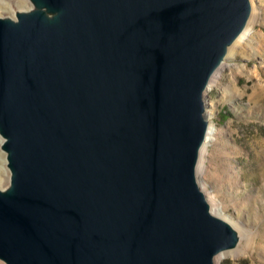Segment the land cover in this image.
Instances as JSON below:
<instances>
[{
  "label": "water",
  "instance_id": "obj_1",
  "mask_svg": "<svg viewBox=\"0 0 264 264\" xmlns=\"http://www.w3.org/2000/svg\"><path fill=\"white\" fill-rule=\"evenodd\" d=\"M28 2L0 18V261L214 264L234 249L196 167L204 93L250 0Z\"/></svg>",
  "mask_w": 264,
  "mask_h": 264
},
{
  "label": "rangeland",
  "instance_id": "obj_2",
  "mask_svg": "<svg viewBox=\"0 0 264 264\" xmlns=\"http://www.w3.org/2000/svg\"><path fill=\"white\" fill-rule=\"evenodd\" d=\"M250 3L249 37L204 93L205 117L214 135L197 182L220 216L241 230L238 245L214 264H264V0ZM31 5L28 0H0V18L14 19ZM9 180L0 149V189Z\"/></svg>",
  "mask_w": 264,
  "mask_h": 264
},
{
  "label": "bare ground",
  "instance_id": "obj_3",
  "mask_svg": "<svg viewBox=\"0 0 264 264\" xmlns=\"http://www.w3.org/2000/svg\"><path fill=\"white\" fill-rule=\"evenodd\" d=\"M20 3H21V1H20ZM19 3V5H25V3L26 2H23V3H21L20 4ZM4 4V3H3ZM38 10V8L34 5V4H32L31 5V8H29L28 10H24V11H20L19 13H25V12H33V11H37ZM252 11H251V14H250V17H249V19H251V18H253L254 17V9H253V7H252V9H251ZM249 34H250V27H248L247 25L245 26V28H244V30L241 32V34L234 40V42L230 45V46H228L227 47V49H226V54H225V56H224V58H223V60H222V62L220 63V65H219V67H218V69L216 70V72L213 74V76H212V78H211V80H210V83L212 84V83H214V81H217L218 80V78H219V75H220V72H221V70L224 68V66H225V64H224V62H225V60H228L230 57H231V55H232V53L234 52V50L238 47V46H240L243 42H244V40L246 39V38H248L249 37ZM234 54V53H233ZM209 83V84H210ZM210 86V85H209ZM208 86V87H209ZM210 88V87H209ZM209 125V124H208ZM213 135H214V129L212 128V126H209L208 127V130H207V134H206V136H205V139H204V142H203V144H202V146H201V148H200V152H199V161H198V164H197V167H196V174L198 175V170H200L202 167H203V163H202V161H201V158H202V156H203V154L206 152V150H207V145H208V143H210L211 141H212V137H213ZM4 143V139L0 136V144H1V146H2V144ZM200 187V189H201V191L204 193V196H205V199H206V201H207V203H208V205H209V207H210V213L212 214V215H214V216H216V217H218V218H221L222 220H224V221H226L235 231H237V233L239 232V231H241V230H238V228L234 225V224H232L231 222H229V221H227L226 219H224L223 217H221L220 216V214L218 213V209L214 206V204H213V201L210 199V197L209 196H207L206 194H205V192L202 190V188H201V186H199ZM9 188H10V180H9V186L6 188L7 190H9ZM241 236V235H240ZM238 245V244H237ZM228 252V251H227ZM226 252H223V253H220L219 255H217L215 258H214V263H217L223 256H225L226 254H225ZM3 264V263H2Z\"/></svg>",
  "mask_w": 264,
  "mask_h": 264
}]
</instances>
